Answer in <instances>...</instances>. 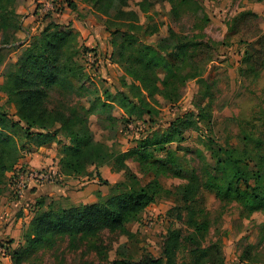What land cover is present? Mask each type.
Listing matches in <instances>:
<instances>
[{"label": "rangeland", "instance_id": "obj_1", "mask_svg": "<svg viewBox=\"0 0 264 264\" xmlns=\"http://www.w3.org/2000/svg\"><path fill=\"white\" fill-rule=\"evenodd\" d=\"M39 1L35 2L38 16L31 22L28 17L34 3L25 2L20 15L23 29L8 30L9 41L5 45L1 44L0 32V112L16 123L8 129L18 148L15 167H19L25 151L36 146L33 142L42 141L55 142L57 165L66 133L56 134L54 129L61 127L63 118L75 115L87 120L94 139L113 153L144 148L133 153L129 165L140 184L151 186L157 198L134 220L120 216L122 226L130 234L119 226H104L100 222L81 235L55 232L28 248L20 264H148L159 258L164 264H192L193 249L215 243L223 246L226 264H264V206L252 209L247 202L223 197L217 189L207 187L225 186L216 155L220 149L235 147L240 153L251 155L250 186L264 193V165L259 160L260 155L264 156V69L241 75V69H249L243 64L246 53L253 51L251 44L240 41L239 31L234 29L235 18L258 5L256 11L263 14L256 25L264 33V1L260 4L256 0H147L152 4L147 19L137 6L140 0H127V4L113 0V6H104L102 10L89 4V0ZM71 2L75 8H69ZM120 10L136 11L145 27L129 33L131 39L126 43L124 35L131 21L127 12L121 16ZM71 16L79 26L99 28L92 33L95 35L91 34V42L76 28L67 29L73 25ZM51 23L77 38V54L71 48L74 43L67 44L61 53L71 71L47 62L53 69L54 82L47 86L32 84L44 94L39 112L58 121L49 135L42 137L39 130L28 133L26 124L19 123L17 104L5 88L9 72L16 74L15 66L23 53ZM148 25L151 28L147 29ZM113 41L118 43L116 48ZM134 48L152 50L158 77L168 79L171 89L175 83L179 90L176 103H170L161 94L151 96L126 74L121 53L134 55ZM71 57L78 66H70ZM195 71L198 76L190 80L189 75ZM151 78L154 80L153 74ZM184 79L188 81L183 83ZM159 85L162 87L160 82ZM191 114L190 123L194 126L185 131L181 142L168 145V150L146 145L147 138L155 135L154 139H162L173 122L176 124ZM76 126L78 129L79 125ZM15 167L6 174L4 192L9 188L12 191L11 173ZM111 171L118 174V180L108 181L107 196L98 197L96 205L98 211L119 213L120 205L112 199L126 191L116 184L124 182V176ZM59 183V177H52L42 184ZM187 186L192 188L191 195L184 197L177 192ZM51 204L54 203L36 200L28 204L27 210L29 214L32 210L35 213L39 205L40 210H46ZM56 205L52 208L64 206L61 202ZM176 212L181 214L180 220L175 219ZM192 221L202 225L200 233L191 235ZM172 231L179 232V243L167 256ZM10 250L13 251L11 247Z\"/></svg>", "mask_w": 264, "mask_h": 264}, {"label": "trees", "instance_id": "obj_2", "mask_svg": "<svg viewBox=\"0 0 264 264\" xmlns=\"http://www.w3.org/2000/svg\"><path fill=\"white\" fill-rule=\"evenodd\" d=\"M5 1V3H4ZM127 4V0H122ZM125 1V2H124ZM264 0H256L262 2ZM16 0H0V32H2L1 44L5 45L9 41L7 35L8 30L18 32L22 30L20 15L16 12ZM89 4H94L96 8L102 10L104 6H113V0H89ZM141 14L147 19V12L152 4L147 0H140L137 3ZM69 8H75L74 3H69ZM127 12V11H126ZM125 11L120 10L119 14L125 15ZM131 21L127 24L124 43L128 39L129 33L139 29H144V23L140 24L141 16L134 10L126 14ZM154 16V15H153ZM259 14L248 11L242 13L235 18L234 29L239 31L241 42L251 44L253 54L246 53L243 64L249 66V69H241V75L247 76L250 72L259 73L264 69V33L257 27ZM153 18V17H151ZM150 18V19H151ZM136 22L138 25L132 24ZM157 28V25L155 26ZM151 28L150 25L147 29ZM155 28V29H156ZM234 31V30H233ZM74 43L71 48H74L76 53L75 44L77 38L72 37L70 34L62 31L58 25L51 23L36 38L21 56L18 64L16 74L13 71L9 72L7 79V93L17 104V115L20 118L19 123H25L28 133L33 129L39 130L38 134L42 137H47L51 129L55 128L57 120L52 116H46L39 112V104L44 97L43 92L36 90L34 82H39L41 86H47L54 82L53 69L47 65L50 62L52 65H57L61 70L65 69L71 71V67L67 64L63 57V48L67 44ZM115 46V47H114ZM118 46L117 41H113V47ZM134 55L125 56L121 53V59L125 60L126 74L134 78L144 91H147L151 96L161 94L170 103H176L179 99V90L176 84L173 83L172 89L169 88L170 84L168 79H160L157 74L156 57L151 54L150 48L133 49ZM114 54L111 58H114ZM73 57V56H72ZM70 58V66H78L74 58ZM253 63V64H252ZM196 72V71H195ZM154 75V80L151 78ZM198 73L190 74L188 78L194 79ZM201 76V73H199ZM156 77V78H155ZM205 80V79H204ZM188 79H184L187 82ZM161 83V86L159 85ZM204 83V81H200ZM9 87V88H8ZM30 88L31 90H28ZM164 90H163V89ZM151 115L150 111H147ZM191 115H187L185 120H177L170 125L167 132L161 138L146 139L148 147H157L168 150V145L181 142L183 135L189 127L194 124L190 123ZM61 127H56L54 132H65L64 139L66 140L59 151V159L57 166L59 171L56 172L59 176L64 177H92L93 173L91 168L96 170V177L99 182L104 185H110L107 180H104L99 172V168L103 166H110L112 170L123 173L124 182L116 183L117 186H124L126 191L120 195L115 196L112 200L119 203V213L113 211L107 213L103 210L98 211V205L83 204L71 208L54 209L52 206H57L55 203L48 206L46 210H40L34 213V217L30 223L28 230L23 236V245L18 247L15 251L10 250L9 254L13 264H20L21 259L27 253L28 248L37 244L41 239L50 234L59 232L61 234L81 235L90 230L95 222H100L104 226H119L126 234H130L121 224L120 216L127 219H136L148 206L155 203L156 191L151 186H142L134 173L135 171L130 167L129 162L133 156L132 152H116L113 153L108 147L94 139L92 132L88 129V121L70 115L63 118ZM16 123L10 121L6 113L0 112V197L4 194L3 185L6 174L11 171L18 162V148L12 140V136L8 133L10 126ZM76 125H79L77 128ZM48 132L44 135L42 132ZM170 137V138H169ZM167 147V148H166ZM218 163L224 173L223 183L225 186L210 185L208 188L217 189L218 194L221 196L235 197L243 203L251 205V208H257V205L264 206V193H258L256 189L251 188L250 179L252 173L249 171L251 155L248 152L240 153L235 147L231 150L220 149L217 152ZM260 164L264 165V156L259 157ZM21 169L26 167H15L14 173L12 172V188L16 187L18 173ZM256 178H259L258 173H254ZM241 185L246 186L242 188ZM14 193V190H12ZM192 188L184 187L177 190V192L187 197L192 194ZM15 194V193H14ZM253 210H251L252 212ZM175 219L180 220L181 214L176 212ZM190 228L193 233H200L202 225L197 221H192ZM178 231H172L169 243L166 248L167 256L178 246ZM10 244V242H7ZM192 250V249H191ZM192 264H226V253L220 243L212 244L204 249H193L191 251ZM148 264H164L163 259H151ZM168 264V263H167Z\"/></svg>", "mask_w": 264, "mask_h": 264}, {"label": "crops", "instance_id": "obj_3", "mask_svg": "<svg viewBox=\"0 0 264 264\" xmlns=\"http://www.w3.org/2000/svg\"><path fill=\"white\" fill-rule=\"evenodd\" d=\"M26 1L28 0H17L15 5L17 14L23 15ZM31 1H33L34 4H32L33 6L30 8L31 15L28 17L30 22L34 19V16H38L35 7L36 0ZM39 2L45 1L41 0ZM49 2L52 1L49 0ZM257 6L258 5H253L249 7L250 11L262 15L263 13L256 11V8H258ZM262 8L264 9V4ZM71 18L73 19V25L71 24V27L67 29L76 28L82 37L87 36L91 42L94 38L92 35H95L92 33H97L99 28L96 27L93 30L92 27L88 28L85 25L79 26L78 20H75L73 16H71ZM33 143L36 146H32L29 150L25 151V155L20 159L19 167L35 170L51 169L54 172H58L59 169L55 163V157L57 155V149L54 147V145H56L55 142L42 141ZM111 169L112 168L109 166L99 168L102 178L110 183L118 180V174L112 173ZM91 171L93 173L92 177H64L60 175L59 178L62 180V183L58 185H44L30 182L28 184V189L24 191V196L21 199L17 198L14 193L12 194L9 188L0 197V242L9 241V245L13 251L23 245V236L28 230L34 215L33 210L30 214L27 210V206L28 204L30 205L31 202H35L36 200L39 202H46L47 204L50 202L59 204L61 202L64 205L63 208L67 209L83 204H95L100 200L98 197L107 196V185L99 182L96 177V170L93 172L91 169ZM12 190L14 189L12 188ZM40 207L39 205L38 209H40ZM0 263L13 264L11 257H3L1 254Z\"/></svg>", "mask_w": 264, "mask_h": 264}, {"label": "built area", "instance_id": "obj_4", "mask_svg": "<svg viewBox=\"0 0 264 264\" xmlns=\"http://www.w3.org/2000/svg\"><path fill=\"white\" fill-rule=\"evenodd\" d=\"M59 177V175L54 171H44V170H35V169H21L18 173V179L16 182V187L14 188V195L21 199L24 196V191L30 182H35L37 184H42L45 182V179H52ZM45 178V179H44ZM8 242V241H7ZM6 241L0 242V254L3 257H10L9 247L10 245ZM1 264V263H0Z\"/></svg>", "mask_w": 264, "mask_h": 264}]
</instances>
